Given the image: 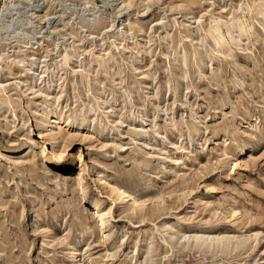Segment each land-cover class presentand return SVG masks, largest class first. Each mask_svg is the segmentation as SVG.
Listing matches in <instances>:
<instances>
[{
  "label": "rangeland",
  "instance_id": "1",
  "mask_svg": "<svg viewBox=\"0 0 264 264\" xmlns=\"http://www.w3.org/2000/svg\"><path fill=\"white\" fill-rule=\"evenodd\" d=\"M262 2L0 0V264H264Z\"/></svg>",
  "mask_w": 264,
  "mask_h": 264
},
{
  "label": "bare ground",
  "instance_id": "2",
  "mask_svg": "<svg viewBox=\"0 0 264 264\" xmlns=\"http://www.w3.org/2000/svg\"><path fill=\"white\" fill-rule=\"evenodd\" d=\"M263 1V0H262ZM263 3V2H262ZM264 4V3H263ZM262 6V5H261ZM241 9V12L243 13V14H245V13H247V12H249V11H252L251 10V6L250 5H245L244 7H241L240 8ZM259 9V8H258ZM263 19H264V5L260 8V10H259V12H258V21L259 22H263ZM242 22H244V21H242L240 18L239 19H237L236 20V22H235V24H238L237 26L238 27H240L243 23ZM242 23V24H241ZM215 24H216V27L214 28V30H212V32H210V36H211V38L212 37H214L215 39V43H216V45H218V47L221 49V51H223V49L224 48H226L225 46L227 45L228 46V44H231L232 42H234L235 40H237V37H234L233 35H232V33H230V36H231V38L230 39H225L224 37L225 36H218V37H215L214 35L216 34L215 32H220L221 30H222V28L224 27V24L223 23H221V22H215ZM247 25V24H246ZM246 25H244V27L243 26H241V28L239 29L240 30V33H239V37H241L242 35H244L245 33V31H244V29L246 28L247 29V27L248 26H250L249 24L246 26ZM252 27V26H251ZM211 28V27H210ZM219 34V33H218ZM220 35V34H219ZM235 43H236V41H235ZM195 52H197V51H195ZM231 53V52H230ZM195 58H197V57H195ZM200 70V69H199ZM4 90H6V88L5 87H0V92H3ZM3 95V94H2ZM9 99V98H8ZM3 101H5V100H3ZM6 101H7V99H6ZM10 102V101H9ZM2 103V102H1ZM98 174L100 175V172L98 171ZM98 175V176H99ZM102 179H103V177L102 176H99L98 177V181H102ZM104 180V179H103ZM109 183V182H108ZM102 185H104V184H102ZM112 186H113V193L115 194V196H116V199L119 201V203L121 204V205H124L125 203H128L130 200H128V198L130 197V194L131 193H128V190H126V189H124L122 186H120V184L118 185V184H116V183H113L112 182ZM110 192H112V191H110ZM143 196V195H142ZM141 196V197H142ZM143 198V197H142ZM130 199V198H129ZM139 199V198H138ZM147 199H148V197H147ZM146 201V199L144 198V199H141L140 198V200H139V202L140 201ZM145 203V202H144ZM137 213V212H136ZM110 217H113V215H110V216H105L104 214H99V218H100V221L102 222V224H108L109 222H110ZM261 233L260 232H256L255 234H254V236L256 237V239H258V236L260 235ZM196 237V236H195ZM202 237H204V236H202ZM202 237H200V238H202ZM199 238V237H198ZM196 239V238H195ZM203 239H206V238H202V240ZM211 241H212V239H210ZM223 240V239H222ZM206 240H204V242H205ZM211 241H209V242H211ZM227 241V240H226ZM229 241V240H228ZM212 242H215L216 243V240H214V241H212ZM235 243H236V241H234ZM177 243V242H176ZM180 243H182V242H179V244ZM232 243V242H231ZM184 244H186L185 242H184ZM202 244V243H201ZM200 244V246L199 247H201V246H203L204 245V243L201 245ZM212 244V243H211ZM238 244V243H237ZM222 245H223V242H222ZM233 245V244H232ZM228 246V245H227ZM184 247V246H183ZM188 247V246H187ZM211 247V246H210ZM151 249H149V251H150Z\"/></svg>",
  "mask_w": 264,
  "mask_h": 264
}]
</instances>
